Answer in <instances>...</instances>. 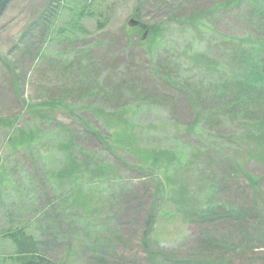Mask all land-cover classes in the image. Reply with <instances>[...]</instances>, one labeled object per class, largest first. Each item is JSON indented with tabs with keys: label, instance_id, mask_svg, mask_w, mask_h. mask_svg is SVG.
I'll return each instance as SVG.
<instances>
[{
	"label": "rangeland",
	"instance_id": "1",
	"mask_svg": "<svg viewBox=\"0 0 264 264\" xmlns=\"http://www.w3.org/2000/svg\"><path fill=\"white\" fill-rule=\"evenodd\" d=\"M257 2L11 0L0 16V56H7L0 63V232L29 221L53 264H264V245L253 249L261 261L250 247L230 245L227 218L234 207L264 216V128L257 115L225 104L227 95L198 93L222 76L230 38L249 33L250 44L264 47V29L255 36L249 22L264 10ZM48 3L50 28L31 36L26 53L17 36ZM202 12L204 25L191 22ZM23 141L34 155L12 146ZM23 167L41 171L22 185L10 174L27 176ZM238 168L256 176V186L234 177ZM123 197L138 215L121 214ZM53 218L72 225L57 247L42 232L56 227ZM108 233L125 240L126 262L117 239L119 257L95 253L98 261L81 252L80 244ZM144 234L148 251L139 244ZM13 251L0 235V264H16L7 257Z\"/></svg>",
	"mask_w": 264,
	"mask_h": 264
},
{
	"label": "trees",
	"instance_id": "2",
	"mask_svg": "<svg viewBox=\"0 0 264 264\" xmlns=\"http://www.w3.org/2000/svg\"><path fill=\"white\" fill-rule=\"evenodd\" d=\"M51 1V0H49ZM255 0H251V2H254ZM261 9L264 6V0H259ZM1 3V0H0ZM54 3H48L45 5V7L41 8L39 12L34 17V21H32L28 25V29L26 32L20 33V36H17L16 45L21 43V48H23L22 51L24 52H30L28 50V47L32 41L31 36H36L38 39L44 35V33L50 28V22L52 21L51 18L55 16V11H51L50 5ZM221 4H215L211 6V10L216 9ZM258 5V4H257ZM89 9V6L86 8V12ZM207 12H202L199 14H193L190 15L191 22H199L201 25H204L203 19L205 18ZM49 15L51 18H49ZM243 19L246 16L241 15L240 16ZM250 24L256 25L251 32L253 35L258 36L260 33L263 32L264 29V10L261 11V13H258L257 17L253 21H249ZM246 25V21L244 20L243 23H241L240 27H244ZM204 27V26H201ZM242 36H234L233 41L230 38L228 47L226 48L225 52L223 53L228 61L226 60V66H224V76L222 73V76L217 80L215 84L211 86L210 89L202 90L198 93H205L211 94V98L216 99H223L224 94L227 95V97H230L225 104H228V106L233 107H241L242 112L249 116L250 113L257 115V117L260 120V124L262 128H264V61L261 55L264 53H261L263 50L262 44H250L251 37L249 33L245 35V33H242ZM42 35V36H41ZM222 40L226 41L225 36L222 35ZM249 44V45H248ZM227 45V43H226ZM42 47L38 48L36 50L37 57L42 52ZM21 51V52H22ZM7 61L6 57L0 56V63L4 67V63ZM243 71L242 73H240ZM236 81H240L239 84L236 83ZM236 88V89H235ZM233 99V102H231ZM251 108V112H249V109ZM98 111V110H97ZM52 115V114H49ZM49 115L46 117L48 120ZM89 127V126H87ZM90 128V127H89ZM87 128V129H89ZM89 131H86L88 134ZM264 132V130H263ZM94 134H97L99 136V131H93ZM46 137H50V135H46ZM71 137V135H70ZM15 149H25L29 151V155L35 154V149L33 147V144L29 143L28 141L18 142L14 143ZM82 149V148H81ZM84 150V149H82ZM82 150L79 149V153L83 155ZM17 168L16 164H13V166ZM25 170V167H23ZM41 171L40 169H37L34 171V174H28L26 170L24 171L27 176L24 177L23 172L19 173L20 171H13L15 176L13 174H10L11 177H15V182L20 183L22 182V185H24V182L27 184V179L30 176L37 175L38 172ZM18 173L20 176H18ZM239 175H243L248 179V182L252 184L253 186H256V183L258 181V178L252 177L250 175H247L242 169L238 168V170H235L234 177H238ZM25 178V179H24ZM37 178V177H36ZM144 184V183H143ZM130 185H133L130 183ZM223 186V185H222ZM26 187V186H25ZM28 188V187H26ZM30 189L32 187H29ZM32 191V190H31ZM134 197L136 199V202H138L137 196H131V198ZM131 200V199H130ZM129 199H125L123 197V204L124 207L122 210V215L124 216H132L133 214L138 215L139 211H130L129 206L126 205V203L130 202ZM18 202V201H17ZM140 203V202H139ZM244 208V207H243ZM243 208H231L233 211L232 214H228L227 218H229L231 222V228L228 233V236H232V238L236 239V242H233L230 244L233 247L238 248H244L250 247L252 251L253 249L258 248L257 245H264V237L261 238L258 235V232L264 231V216L259 215V211H257L256 207L249 208V209H243ZM234 209V210H233ZM130 211V212H129ZM206 211V210H205ZM224 210L222 211V213ZM262 212V211H261ZM202 215V214H201ZM251 215V216H250ZM255 215V216H254ZM206 213L203 216V219H205ZM55 217V216H54ZM77 217V216H75ZM18 218H22V216L18 215ZM144 226L146 230L149 231V228L152 227V213L148 212V209L144 213ZM57 220V222L54 221ZM53 221L56 224V227L54 226L52 229L51 225L45 226V229L42 231L45 234L49 233V237L55 239L56 247L61 244V239L64 240L69 235H73L71 230L67 226H71L70 224H65L64 222H60L58 218H53ZM259 220V221H258ZM20 221H16L14 225H10V228L5 229L4 231L0 232L1 238L4 240H10L13 243L14 246V253L8 255L7 257L12 261H14L16 264H53V259L48 256V254H43L40 245L41 240L38 239L36 236H34L32 233H30L29 229L31 228L29 221L25 223H19ZM118 227V225H117ZM206 229H210L208 227H205ZM204 230V229H203ZM77 231H80V229H77ZM93 234L96 233V231H93L91 229ZM115 232L116 234H119L120 231L118 229L111 230ZM98 232V231H97ZM123 237L125 236L124 233H120ZM202 234V233H201ZM106 237H99L98 235L95 237V240H88L87 242H83L81 245V252L84 254H91L95 257L92 259H96L98 261H104L101 259H98V257L95 255V253L100 254L103 257H119V244L121 252L123 254L128 251V246L125 243V240L121 237H117V241H120L119 244L114 243V240L112 237H110V233L107 234ZM204 235V234H202ZM114 236V235H113ZM147 234H144V238L140 240V247L144 249L145 251H148L149 241L146 239ZM205 237V236H204ZM199 242V241H197ZM201 243H203V240H200ZM44 243V242H43ZM70 243V242H69ZM68 243V245H69ZM227 243H231L230 239H227ZM230 245H223L221 248L222 250L231 249ZM46 248H49L45 246ZM206 247V245H204ZM201 247H199L200 249ZM207 248V247H206ZM234 249V248H233ZM122 254V255H123ZM120 256V259L123 262H126L125 254L123 256ZM257 255V258H260V253H256L255 251L252 253V256ZM73 259V256H71ZM67 259V258H66ZM262 258L259 260L261 261ZM69 261V260H68ZM176 262V261H173ZM210 262V263H209ZM205 262L204 264H212L213 262L209 261ZM257 262V261H256ZM128 263V262H127ZM223 264V260L222 263ZM257 264V263H255Z\"/></svg>",
	"mask_w": 264,
	"mask_h": 264
},
{
	"label": "water",
	"instance_id": "3",
	"mask_svg": "<svg viewBox=\"0 0 264 264\" xmlns=\"http://www.w3.org/2000/svg\"><path fill=\"white\" fill-rule=\"evenodd\" d=\"M9 0H3L2 3L0 4V12L4 9V7L6 6L7 2Z\"/></svg>",
	"mask_w": 264,
	"mask_h": 264
}]
</instances>
